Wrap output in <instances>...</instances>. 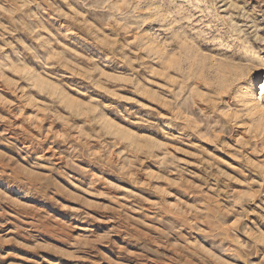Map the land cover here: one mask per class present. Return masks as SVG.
Listing matches in <instances>:
<instances>
[{"label":"rangeland","instance_id":"obj_1","mask_svg":"<svg viewBox=\"0 0 264 264\" xmlns=\"http://www.w3.org/2000/svg\"><path fill=\"white\" fill-rule=\"evenodd\" d=\"M0 264H264V0H0Z\"/></svg>","mask_w":264,"mask_h":264},{"label":"bare ground","instance_id":"obj_2","mask_svg":"<svg viewBox=\"0 0 264 264\" xmlns=\"http://www.w3.org/2000/svg\"><path fill=\"white\" fill-rule=\"evenodd\" d=\"M255 75H256V71L253 70L252 73H251V80H255L256 79Z\"/></svg>","mask_w":264,"mask_h":264}]
</instances>
